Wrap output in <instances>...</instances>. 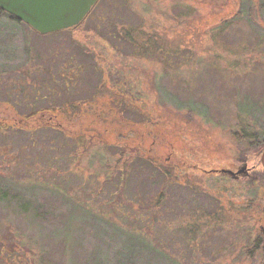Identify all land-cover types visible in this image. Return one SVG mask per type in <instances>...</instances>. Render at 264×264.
Listing matches in <instances>:
<instances>
[{"label": "rangeland", "instance_id": "1", "mask_svg": "<svg viewBox=\"0 0 264 264\" xmlns=\"http://www.w3.org/2000/svg\"><path fill=\"white\" fill-rule=\"evenodd\" d=\"M105 3L57 36L0 15V38L12 41L0 58V264H264V249L244 252L264 240V166L258 156L240 158L230 138L244 127L264 133V0ZM123 28L141 29L146 52ZM102 81L130 86L163 128L150 127L142 145L123 127L132 121L111 114L106 122L98 104L62 120L74 131L91 116L107 126L79 147L53 127L20 129V116L52 109L40 120H53L66 99L88 98ZM163 91L200 103L204 123L159 108ZM135 125L147 133V124ZM156 142L157 165L178 166V182L167 185L136 157ZM123 152L135 156L125 181ZM246 163L256 178L220 173Z\"/></svg>", "mask_w": 264, "mask_h": 264}, {"label": "trees", "instance_id": "2", "mask_svg": "<svg viewBox=\"0 0 264 264\" xmlns=\"http://www.w3.org/2000/svg\"><path fill=\"white\" fill-rule=\"evenodd\" d=\"M106 0H100V2L98 3L97 6H95V9H93V11H91V13L88 15V17L85 19L84 22H82L81 25L77 26L76 28H74L73 30H63L61 32H56V36L57 35H61L64 32H74V30L79 29L81 26L85 25V22L92 16V14L95 12V10L98 7H102L105 8L106 4L105 3ZM105 4V5H104ZM109 5V4H107ZM106 9V8H105ZM0 15L2 16H8L9 19H12L13 21H16L17 23H24L23 21L13 17L10 13L5 12L4 10H2L0 8ZM229 22V21H228ZM27 25V24H26ZM231 25V23H230ZM29 27V26H28ZM139 30L136 28L133 29H125L123 28V36H125L126 41L129 44L134 45L135 47H138L137 45H139V47L143 48L142 51H146V49H148V44H144L142 43L141 39H143V36L139 34L138 32ZM150 40V38H148ZM147 39V40H148ZM148 40V41H149ZM12 41L8 38H0V58H4L7 57L9 55V49L11 46ZM138 43V44H137ZM150 44V43H149ZM164 53H168V50L164 49ZM71 76H69L70 78ZM100 77V76H99ZM98 77V78H99ZM100 79V78H99ZM126 82V81H125ZM101 85L99 86V88L95 89V93H93L91 96H88V98L85 99H77L75 100V98H71V99H66L65 102H63V105L61 107H59L58 109L60 110L57 111L56 113V117L53 120H48L45 123H41L40 118L41 117H45L46 116V111H51V110H33L30 113H27V115H22V117L20 116L19 118H21V121H25V124L23 123L20 129H27L29 132L30 131H34V129L36 130H41V129H45V128H50L53 127L54 130H56L57 134L62 135L64 138L68 137L71 139V141L74 142V145L76 147H79L80 142L82 140H86L90 142V139H92V137H88L89 133L91 132V134L96 133L95 130H97L98 128L100 129V127H102L104 130V126L107 127L106 125L100 124V121L98 118H94L93 116H91V118H82V121L78 122L79 124H77L79 126L78 131H74L71 130V127H68L67 123H63L62 120L65 121H70L73 117L74 118H78L81 117L82 115H80V112L83 110L88 108L89 105H98L99 107H97L99 114H102V118L106 119V122L108 121V119L110 118L111 114L115 115L117 118L123 119V120H128V121H132L129 123H125V125L123 127H125L124 129H127L126 127L128 126V131L130 133V135H132V138H134L135 142L139 139L140 143L143 145L145 144V138L146 135L150 134L149 128L153 127L156 128L158 126V128L160 127V129H162L163 127H161L162 122L163 121H157V123L155 122V119L149 116L151 115V112H149V116L147 115V112H143V105L138 103H135L132 98L133 96H131L132 88L130 86H126L128 87V89L126 88H119L118 90L112 88L111 86H109L106 81H102L100 83ZM111 85V84H110ZM136 97V96H134ZM161 98L162 100H164L162 103L163 104H157L159 106V108H164L166 111L169 110L171 111V109L173 110H177L179 111L181 114H184L183 116L185 117H191L194 119L197 118L201 120V118H198L197 114H201L204 116V118H207L205 114H203L202 110H200V103L196 104V106H193V104L190 102L188 104H181L180 100H176L175 98H172L171 96H169V94H167L166 92L163 91V94H161ZM138 99V97H137ZM139 101V100H138ZM4 102H2L3 104ZM1 104V103H0ZM182 105V107H181ZM8 107L10 108H15L13 107V104H8ZM170 107V108H169ZM17 110V109H16ZM53 111V110H52ZM125 112H130L132 113V115H134L137 119H132L130 120V118L133 117H129V116H125ZM90 115V114H89ZM62 118V119H61ZM57 119L56 123H53V121H55ZM58 119H61V121H58ZM87 123H86V121ZM151 120V121H150ZM154 120V121H153ZM199 120V121H200ZM67 121V122H68ZM134 121V122H133ZM202 121V120H201ZM208 121H210L208 119ZM204 123V121H202ZM211 122V121H210ZM147 124V133L145 132V135H142L136 131V126L135 124ZM87 125V129L85 130V126ZM161 124V125H160ZM3 123L0 122V129L4 128L3 127ZM76 125V126H77ZM103 125V126H101ZM6 126V124H5ZM12 128H14V125H10ZM77 126V127H78ZM11 128V129H12ZM91 128V130H90ZM5 129V128H4ZM58 129V130H57ZM159 129V130H160ZM7 129H5L6 131ZM103 130V131H104ZM5 131H2V133ZM108 131H111V128H108ZM1 132V131H0ZM84 132V133H83ZM120 132L122 133L121 129ZM3 133V134H4ZM230 137L231 138V142L235 143V148L237 149V151L240 153V158H245L248 157L249 155H254L255 157H262L263 154V150H264V133L259 130V129H253V130H248L245 127L241 128L239 131L237 130H233L230 133ZM67 138V139H68ZM125 145L129 142V140L127 139H123ZM90 144V143H89ZM150 148L151 150L148 151L146 148H138L141 149V153H138L136 156L139 159V162L142 166H149L152 167L151 169H153L152 171L153 174L156 173H161L163 175V178H165V182L168 185L169 183L174 182H178V180L180 179L179 177H177L175 171L176 168H178V166H175L174 164L172 165L171 163H168V167L167 169H162L163 167L158 166L160 163H162L161 159L159 158V155L161 153L160 151V145H157L156 143L150 144ZM156 148V149H155ZM125 158H121L123 157ZM121 159H119L118 164L119 166H122L120 169L122 170L121 172V178L122 180L125 181V179L128 177L129 175V171L130 168H128V165L130 164L131 160H133L135 158V156H125V153L123 152V154L121 155ZM124 161V162H123ZM158 164V165H157ZM171 166V167H169ZM118 167V166H117ZM189 170V168L185 167V170ZM260 173L257 172V175H259ZM165 197V191H162L159 194V197L156 199L157 202H155L153 205V207L158 208L162 203H163V199ZM253 246H248L245 248V253L250 257V256H255L256 253H259L260 250L264 249V240L262 237H257L256 239H254L251 243Z\"/></svg>", "mask_w": 264, "mask_h": 264}, {"label": "water", "instance_id": "3", "mask_svg": "<svg viewBox=\"0 0 264 264\" xmlns=\"http://www.w3.org/2000/svg\"><path fill=\"white\" fill-rule=\"evenodd\" d=\"M99 0H0V8L39 34L73 30L88 17ZM264 151V150H263ZM264 166V152L261 157ZM223 174L237 176L224 168Z\"/></svg>", "mask_w": 264, "mask_h": 264}, {"label": "flooded vegetation", "instance_id": "4", "mask_svg": "<svg viewBox=\"0 0 264 264\" xmlns=\"http://www.w3.org/2000/svg\"><path fill=\"white\" fill-rule=\"evenodd\" d=\"M100 2V0L96 3V5L95 6H97L98 5V3ZM106 2H108L109 3V0H106ZM99 8V7H98ZM97 8V9H98ZM106 8V7H105ZM105 8H101V10H103V9H105ZM93 9H95V7L93 8ZM93 11V10H92ZM91 13V12H90ZM94 14V13H93ZM93 16V15H92ZM143 52H146V51H143ZM163 54L161 55V56H163V58H166V57H169V56H166L165 55V53H164V50H163V52H162ZM179 62V63H178ZM178 62H176L175 64L177 65V66H180L181 64H180V61H178ZM167 63H169V62H167ZM174 64V65H175ZM242 161H244L243 159H242ZM239 164H237V166H238ZM239 167V166H238ZM227 169V168H226ZM224 170V169H223ZM230 170H232V169H230ZM222 171V170H221ZM220 171V173H222ZM233 171V170H232ZM234 172H239V173H237L236 175L237 176H232V177H234V178H246L247 176H252V173H253V170L251 169V168H249L248 167V164L246 163V164H244L243 166H241V167H239L237 170H235ZM223 174V173H222ZM229 175V174H228ZM253 176H255V178H256V174H253ZM252 176V177H253ZM262 229H263V231H264V228L262 227Z\"/></svg>", "mask_w": 264, "mask_h": 264}]
</instances>
